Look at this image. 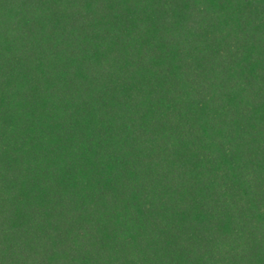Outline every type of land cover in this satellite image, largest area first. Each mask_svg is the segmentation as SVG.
I'll list each match as a JSON object with an SVG mask.
<instances>
[{"label":"trees","instance_id":"trees-1","mask_svg":"<svg viewBox=\"0 0 264 264\" xmlns=\"http://www.w3.org/2000/svg\"><path fill=\"white\" fill-rule=\"evenodd\" d=\"M0 264H264V0H0Z\"/></svg>","mask_w":264,"mask_h":264}]
</instances>
